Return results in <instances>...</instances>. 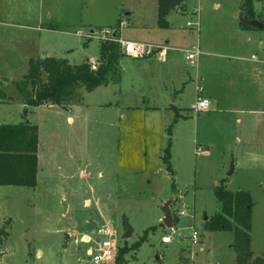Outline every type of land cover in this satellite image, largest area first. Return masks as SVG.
<instances>
[{
  "label": "rangeland",
  "instance_id": "obj_1",
  "mask_svg": "<svg viewBox=\"0 0 264 264\" xmlns=\"http://www.w3.org/2000/svg\"><path fill=\"white\" fill-rule=\"evenodd\" d=\"M241 1L188 0L183 13L167 17L169 28L159 29L157 0H0V103L14 104L0 107V125L23 121L15 84L29 61L48 55L70 65L95 60L100 43L87 36L110 38L122 24L127 41L163 44L172 37L183 49L198 45L201 51L204 44L225 45L240 21ZM255 1L260 22L264 10ZM156 61L123 55L119 84L84 93L87 110L40 109L26 117L38 128L36 186L0 187V226L8 232L0 264H88L86 251H97L110 234L117 253L144 233L138 250L124 254L127 264H235L233 233L205 227L219 212L213 192L221 182L227 191L250 195L254 257L264 254V102L243 147L259 160H243L231 175V155L241 161L227 148L234 118L187 113L174 122L171 107L181 104L158 99L160 90L151 86V69L165 66ZM182 100L186 107L194 102V84ZM121 105L127 108L119 113ZM223 120L228 133L220 129ZM168 141L172 174L162 162ZM206 142L207 157L196 151L203 153ZM167 202L178 220L172 229L161 223ZM126 226L132 233L124 239Z\"/></svg>",
  "mask_w": 264,
  "mask_h": 264
},
{
  "label": "trees",
  "instance_id": "obj_2",
  "mask_svg": "<svg viewBox=\"0 0 264 264\" xmlns=\"http://www.w3.org/2000/svg\"><path fill=\"white\" fill-rule=\"evenodd\" d=\"M188 0H157V26L167 29V15L181 9ZM264 10V0H257ZM254 0L241 1V15L248 21L256 20L253 9ZM260 23L263 25L264 20ZM245 30H256L240 24ZM123 58L120 48L115 43L105 42L99 45L100 64L93 70L85 62L70 65L65 60L46 57L29 61L27 74L15 84L17 93L22 97L25 107L35 108L55 105L63 108L79 105L82 95L98 87L120 82L119 62ZM28 112L23 109V121L17 125H0V187L35 188L38 173L37 153L39 150L38 128L27 120ZM178 116H175L174 122ZM170 133V130H167ZM169 147L167 142L163 150L162 162L169 174ZM221 182L214 189V197L219 205L215 214L205 227L208 231H228L234 235L235 264H264V254L254 257L250 250L251 208L250 195L244 191H227ZM174 189V186L171 187ZM8 224L10 222H7ZM8 238L7 229L0 226V245ZM146 233L131 245L116 253L114 264H127L123 258L129 251H137L145 242Z\"/></svg>",
  "mask_w": 264,
  "mask_h": 264
},
{
  "label": "crops",
  "instance_id": "obj_3",
  "mask_svg": "<svg viewBox=\"0 0 264 264\" xmlns=\"http://www.w3.org/2000/svg\"><path fill=\"white\" fill-rule=\"evenodd\" d=\"M255 3H257V1H255ZM258 3L261 4L260 2ZM260 7L262 8V6ZM253 9L255 12L256 9L254 7ZM180 13L183 12H181V9L177 8L171 11L167 17ZM235 17H237V20L239 18H244L241 15V8L239 15ZM240 24V21H237L236 24H233V36L231 35L232 39L225 45L204 44L203 51H201L199 48L201 54L196 59L194 68H190L185 60V52L191 47L189 49L188 47L185 49L181 48L178 43L174 42L175 38L172 39V37L169 38L168 41L165 40L163 44L152 42L147 43L154 46H165L167 48V54L164 60L159 59L157 55L145 59H137V61L151 62L153 58L157 60L156 62L165 65L161 69H151L150 82L152 84L151 86L153 90H160L158 99L161 98L166 102L171 97L173 103L179 102V104H181L177 109L173 106L171 107L174 112V116H187V113H193L197 116H201L200 114H202V116H230L231 118H234V120L231 122V131L234 134L233 142L230 143L231 147L228 145L227 148H229L228 150H231L232 148L236 149V154L239 155V159L241 161H237L234 158L232 159L231 155V164L233 166L232 174L235 173L236 168L241 166L243 160H248L250 163H256L259 160L255 154L249 153L248 150L244 151L243 147L250 144L249 138L252 139V134L256 130L254 119L256 116H261L259 108L264 102V65L261 63H254L249 60L252 55H257L259 58L263 57L264 33L259 32L258 30H245L241 28ZM122 29H120L113 36H115L116 39L127 41L121 37ZM90 40L92 39H88V41ZM96 41L100 43V41ZM261 54L262 56H259ZM43 57L52 56L48 55ZM97 59H99V57L95 60L86 59V62L90 63L91 61H96ZM147 67L144 66V69ZM193 84L195 100L193 103H190L188 107H186L183 105L182 96L185 88ZM197 86H200L202 89L201 97L208 99L210 102V108L205 113L196 114L192 110V106L194 105L197 98ZM100 88L101 87H98L95 90ZM83 100L84 99H82L79 105L67 108L55 105H45L30 108L25 107L22 102L18 103L17 105L21 107L22 111L25 109L28 112L27 116L30 118L31 116H36V111L40 109L57 110L62 108L69 110L70 114L72 113L73 109L82 108L87 110L88 106L84 105ZM7 105L14 104L0 103V107H6ZM122 106L123 105H121L120 109H118L119 113L124 112V110L127 108L126 107L124 109ZM26 120L32 124L31 121L28 119ZM225 124V120L220 121V129L223 127V133H228V127ZM203 146L206 148V150L203 151L202 154L207 157L210 153V143H203ZM252 152L255 151L253 150ZM84 238L85 236L82 237V240ZM250 250L254 254L259 253V251H256L259 250L258 248L254 249V243L251 237Z\"/></svg>",
  "mask_w": 264,
  "mask_h": 264
},
{
  "label": "built area",
  "instance_id": "obj_4",
  "mask_svg": "<svg viewBox=\"0 0 264 264\" xmlns=\"http://www.w3.org/2000/svg\"><path fill=\"white\" fill-rule=\"evenodd\" d=\"M195 14V12H194ZM124 25H121V29ZM117 33V32H116ZM115 33V34H116ZM87 39H95L100 41V43L110 42L115 43L119 46L121 54L131 58V59H145L151 56L157 55L159 59L164 60L167 54V48L165 46H154L147 43L141 42H131V41H123L116 39L113 34L110 38H98L95 35L87 36ZM201 54L198 45L192 46L189 50L185 52V60L190 68H194L196 64V59ZM254 63H261L264 65V54L262 58H259L257 55H252L249 59ZM90 67L95 70L98 65L94 61L90 62ZM197 98L192 106V110L196 114L205 113L210 108V102L208 99L201 97L202 89L200 86L196 87ZM199 154H202L200 149H196ZM197 232L191 233V241L193 245L197 244ZM115 239L114 234L109 235V239L101 243L99 249L97 251H93L88 249L85 253V258L87 259L88 264H104L107 261L113 260L116 256V246L113 245V240ZM78 262L82 263L83 260L78 258Z\"/></svg>",
  "mask_w": 264,
  "mask_h": 264
},
{
  "label": "water",
  "instance_id": "obj_5",
  "mask_svg": "<svg viewBox=\"0 0 264 264\" xmlns=\"http://www.w3.org/2000/svg\"><path fill=\"white\" fill-rule=\"evenodd\" d=\"M240 22L242 24H245L249 27H252L258 31H262L263 30V25L255 20H252V21H248L247 19L245 18H240ZM232 170H233V167L231 165V168H230V173H232ZM162 212H163V218L161 220V223L162 225L166 228V229H172V227L174 226L175 223L178 222L177 219H173L172 216H171V212H170V209H169V202H167L163 208H162ZM206 220V218L204 219ZM131 233H132V230L130 229V227L126 226L125 227V233H124V236L123 238L124 239H127L131 236Z\"/></svg>",
  "mask_w": 264,
  "mask_h": 264
}]
</instances>
